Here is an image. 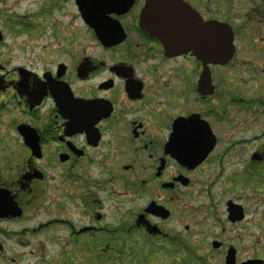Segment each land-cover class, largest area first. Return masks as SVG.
Segmentation results:
<instances>
[{
  "label": "flooded vegetation",
  "instance_id": "obj_1",
  "mask_svg": "<svg viewBox=\"0 0 264 264\" xmlns=\"http://www.w3.org/2000/svg\"><path fill=\"white\" fill-rule=\"evenodd\" d=\"M59 1L0 53L2 264H264V0Z\"/></svg>",
  "mask_w": 264,
  "mask_h": 264
},
{
  "label": "rangeland",
  "instance_id": "obj_2",
  "mask_svg": "<svg viewBox=\"0 0 264 264\" xmlns=\"http://www.w3.org/2000/svg\"><path fill=\"white\" fill-rule=\"evenodd\" d=\"M59 0H0V29L4 33V41L0 43V53L12 59H25L19 53L24 46L26 54L37 51L49 43L60 41L62 36L52 33L53 23L63 19L65 9ZM9 58V57H8ZM4 259L0 258L2 264ZM29 259H24L27 263ZM30 262H35L32 259ZM58 264L64 261L57 260Z\"/></svg>",
  "mask_w": 264,
  "mask_h": 264
},
{
  "label": "water",
  "instance_id": "obj_3",
  "mask_svg": "<svg viewBox=\"0 0 264 264\" xmlns=\"http://www.w3.org/2000/svg\"><path fill=\"white\" fill-rule=\"evenodd\" d=\"M156 1V2H155ZM159 4V0H148V3L146 5V8L144 9L143 13H148V10L150 9V6L152 4ZM159 11L157 10V15H159ZM220 27L219 26H215V39H216V45L217 47H221L217 48L215 50H211L209 52V54H213L212 58H214V60L216 61H220L226 58H229L231 56V54L233 53V42H232V33L230 32V29H228V35L227 36H221L219 34L220 32ZM161 38V37H160Z\"/></svg>",
  "mask_w": 264,
  "mask_h": 264
}]
</instances>
